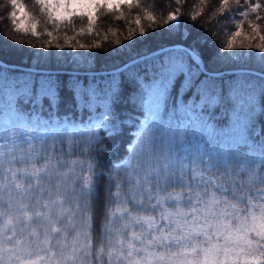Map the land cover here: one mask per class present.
<instances>
[{
    "label": "snow or ice",
    "instance_id": "6c2138e0",
    "mask_svg": "<svg viewBox=\"0 0 264 264\" xmlns=\"http://www.w3.org/2000/svg\"><path fill=\"white\" fill-rule=\"evenodd\" d=\"M36 2L47 9L49 20L87 17L89 33L98 7L134 6V0ZM11 3L17 7L16 0ZM222 3L227 5L228 0ZM245 4L253 13L264 7L248 0ZM19 11L22 19L23 6ZM248 14L239 10L245 18ZM9 15L16 31L25 28L15 23V12ZM146 17L154 20L151 13ZM179 19L169 13L166 31L175 30L177 26L169 22ZM135 23L140 24L139 16ZM250 27L259 35L257 24L250 22ZM140 33L144 34L143 28ZM31 34L39 35L36 24L31 25ZM45 34L53 35L47 29ZM239 35V30H233V37ZM259 38L264 41V35ZM86 47L79 44L80 49ZM226 47L233 49L232 39ZM255 47L264 53V43ZM205 59L196 49L177 45L150 61L143 59L142 66L133 63L117 69L119 81L116 75L107 81L101 77L99 82L95 77L91 82L76 77L71 85L59 75L9 81L0 74L4 98L0 104V264H264V129L257 135L250 120L257 106L264 113V79L257 101L256 86L243 74L227 89L218 87ZM129 72L134 73L132 81L148 106V132L157 123L159 105L167 112L171 100L174 112L190 114L185 135L192 125L205 130L210 125L228 127L223 133L224 154L198 153L191 160L174 151L171 139L165 142L154 134L145 135L139 154L126 167L117 166L116 175L98 170L94 157L103 150L98 147L103 141L95 130L111 131L109 123L114 127L109 117L121 94L122 78ZM66 89L71 90L74 104L81 103L87 110L102 101L106 109L83 144L73 141L71 152L63 137L57 147L56 129L49 144V137L36 130L40 122L32 118L34 112L43 114L45 107L59 108ZM77 150L88 159H71Z\"/></svg>",
    "mask_w": 264,
    "mask_h": 264
},
{
    "label": "trees",
    "instance_id": "16d2710c",
    "mask_svg": "<svg viewBox=\"0 0 264 264\" xmlns=\"http://www.w3.org/2000/svg\"><path fill=\"white\" fill-rule=\"evenodd\" d=\"M248 3L264 5V0H248ZM16 4L17 7H13L11 0H0V60L7 64L59 70L48 74L59 75L62 79H67L69 85L76 77H79L81 81L87 78L89 82L95 77L99 82L101 77L107 81L112 75H116L119 81L121 77L118 72L92 75L73 71L114 69L135 57L177 43L196 49L198 54L206 58L204 64L208 72L242 68L264 73V61L261 60L264 53L255 47L257 44L264 43L259 38L260 35H264V7L255 13L250 12L245 0H239V5L236 0H228L227 5L223 4L222 0H139V6H136V0H134L132 8L126 4L122 5L119 10L98 7L93 12L94 22L91 25V33L88 32L87 17H72L71 22L69 20H49L47 9H43V5L38 4L36 0H16ZM19 6H23L26 13L22 19H20ZM239 10L248 11L247 18L239 15ZM12 12H15L17 16L15 23L23 24L25 28H21L20 31L15 30L9 15ZM146 13H151L154 20H148ZM169 13L177 14L180 18L178 21L169 22L177 26L171 32L166 31L167 25L164 23ZM257 15L262 19L256 20ZM137 16L140 17L139 25L135 23ZM194 16L195 20L192 19ZM210 18L212 19L209 23ZM250 22L259 26V35L253 33ZM32 24L37 25L38 36L31 34ZM141 28L144 29L143 35L140 33ZM45 29L53 33L52 37L45 34ZM81 29H83L82 33ZM233 30H239L240 35L233 37ZM129 36L131 39H126ZM229 39H232L234 44L231 50L226 47ZM80 43L88 47L80 49ZM249 43L253 45L251 49L239 47L241 44ZM56 44L62 47L57 48ZM95 44H99L100 47H94ZM153 56L145 59L150 61ZM136 63L142 66V61ZM0 69L4 70L0 74L6 76L9 81L31 80L40 75H47L14 69L1 64ZM242 74L249 80L258 82L259 85L264 79L253 73ZM242 74L223 73L212 77L215 78L218 87L227 89L230 82ZM132 75H134L132 72L125 73L122 78V91L109 117V121H114V127L109 123L111 131L95 130L103 141L98 146L103 150L94 157L99 165L98 170L106 173L111 170L112 174L116 175L120 171L117 166L121 169L126 167L128 160L139 154L145 135L154 134L157 138L162 137L165 142L171 139L174 151H179L182 156L191 160H196L198 153H215L217 157L224 154L222 149L225 147L226 137L223 133L228 132V127L210 125V128L205 130L200 125H192L185 135L184 125L188 123V116L184 112H174L171 100L168 101L167 112L163 104L159 105V111L156 112L157 123L152 126L151 132H148L150 118L143 115L146 106L136 90ZM259 90L260 88L257 91V101ZM3 103L4 98L0 97V104ZM105 110L104 103L87 110L81 103L74 104L71 90L66 89L63 92V104L59 108L49 111L45 107L43 114L34 112L32 118L39 122L45 119L54 122L65 117L68 122L77 124L89 114L92 118H100ZM221 111L223 112V109ZM250 120L255 124V133L259 135L264 129V113L261 112L259 106L255 112L251 113ZM89 128L87 127L80 133L69 132L66 128L56 132L57 147H59V138L63 137L66 150L71 152L74 147L73 141L83 144ZM178 128L179 131H177ZM52 134L48 136L49 144L52 143ZM181 145L183 147H180ZM185 146L189 148L184 152ZM84 148H87L86 144ZM70 158L88 159L86 156H80V150H77ZM112 191L114 192L115 188ZM104 195H107L106 191Z\"/></svg>",
    "mask_w": 264,
    "mask_h": 264
},
{
    "label": "rangeland",
    "instance_id": "374dc122",
    "mask_svg": "<svg viewBox=\"0 0 264 264\" xmlns=\"http://www.w3.org/2000/svg\"><path fill=\"white\" fill-rule=\"evenodd\" d=\"M98 122H99V120H97V119H89L88 121H86V124H88V125L92 124L93 125V124L98 123ZM64 124L65 123H62L61 125H56V126L53 125L50 129L42 128L40 130H37V132L44 133L45 136H47L51 131H53V129L58 130ZM70 128H71V130H76V129H79V128L83 129V127L81 125L75 126V127H70ZM29 131H31V129H29Z\"/></svg>",
    "mask_w": 264,
    "mask_h": 264
},
{
    "label": "water",
    "instance_id": "95a60500",
    "mask_svg": "<svg viewBox=\"0 0 264 264\" xmlns=\"http://www.w3.org/2000/svg\"><path fill=\"white\" fill-rule=\"evenodd\" d=\"M176 47V46H175Z\"/></svg>",
    "mask_w": 264,
    "mask_h": 264
}]
</instances>
